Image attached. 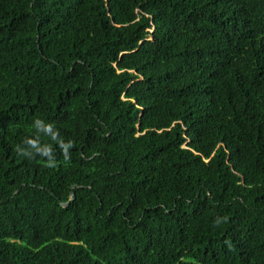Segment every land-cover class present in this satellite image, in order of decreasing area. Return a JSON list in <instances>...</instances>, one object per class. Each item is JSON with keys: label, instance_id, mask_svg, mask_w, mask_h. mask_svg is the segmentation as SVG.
I'll list each match as a JSON object with an SVG mask.
<instances>
[{"label": "trees", "instance_id": "obj_1", "mask_svg": "<svg viewBox=\"0 0 264 264\" xmlns=\"http://www.w3.org/2000/svg\"><path fill=\"white\" fill-rule=\"evenodd\" d=\"M0 264H264V0H0Z\"/></svg>", "mask_w": 264, "mask_h": 264}, {"label": "clouds", "instance_id": "obj_2", "mask_svg": "<svg viewBox=\"0 0 264 264\" xmlns=\"http://www.w3.org/2000/svg\"><path fill=\"white\" fill-rule=\"evenodd\" d=\"M72 145H71V143L69 142L68 144H61V147L64 149V152H65V158L67 159V149L69 148V147H71ZM54 164V159H52V158H49L48 159V165L49 166H52Z\"/></svg>", "mask_w": 264, "mask_h": 264}, {"label": "water", "instance_id": "obj_3", "mask_svg": "<svg viewBox=\"0 0 264 264\" xmlns=\"http://www.w3.org/2000/svg\"><path fill=\"white\" fill-rule=\"evenodd\" d=\"M75 187H76L75 185H72V186H71V189H73V188H75ZM72 200H73V193L70 192V193H69V202H71ZM69 202L64 203V204H61V206L65 207V206H67V205L69 204Z\"/></svg>", "mask_w": 264, "mask_h": 264}]
</instances>
